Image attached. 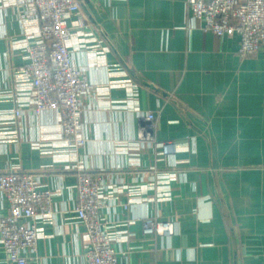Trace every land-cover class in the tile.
I'll list each match as a JSON object with an SVG mask.
<instances>
[{
  "label": "crops",
  "instance_id": "crops-1",
  "mask_svg": "<svg viewBox=\"0 0 264 264\" xmlns=\"http://www.w3.org/2000/svg\"><path fill=\"white\" fill-rule=\"evenodd\" d=\"M79 1L90 35L74 36L70 52L94 89L75 149L59 111L34 112L21 73L35 11L0 0V174L37 173L53 193L29 264H90L74 212L80 169L100 178L117 264H264V50L240 59L239 37L206 32L187 0ZM148 111L174 152L136 144ZM8 207L0 192V219ZM147 217L175 233L144 234ZM0 264H10L1 243Z\"/></svg>",
  "mask_w": 264,
  "mask_h": 264
},
{
  "label": "built area",
  "instance_id": "built-area-1",
  "mask_svg": "<svg viewBox=\"0 0 264 264\" xmlns=\"http://www.w3.org/2000/svg\"><path fill=\"white\" fill-rule=\"evenodd\" d=\"M8 1L18 6L27 4L37 16L34 38L23 42L26 63L21 68L24 81L31 85L34 112L59 111L64 144L68 148L84 147L82 103L94 85L73 63L70 52L74 36L90 35V24L80 1ZM187 11L189 19L200 21L206 32L219 37L237 35L240 59L264 50V0H187ZM158 122L155 113H145L136 144H153L162 149L161 154L168 155L177 145L172 141L157 143ZM0 192L9 203L7 215L0 219V243L10 264H29V253L35 252L41 237V224L53 215V193L41 188L40 176L34 172L0 174ZM102 208L100 178L80 169L74 212L86 230V257L90 264H117V232L102 217ZM142 230L146 235L171 237L175 223L147 217Z\"/></svg>",
  "mask_w": 264,
  "mask_h": 264
}]
</instances>
